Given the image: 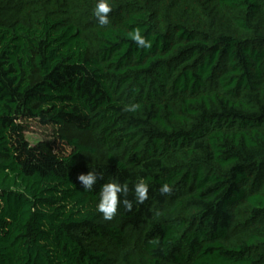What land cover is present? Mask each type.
<instances>
[{"label":"trees","instance_id":"obj_1","mask_svg":"<svg viewBox=\"0 0 264 264\" xmlns=\"http://www.w3.org/2000/svg\"><path fill=\"white\" fill-rule=\"evenodd\" d=\"M96 2L0 0V264H264V0ZM112 180L133 207L105 221Z\"/></svg>","mask_w":264,"mask_h":264},{"label":"clouds","instance_id":"obj_2","mask_svg":"<svg viewBox=\"0 0 264 264\" xmlns=\"http://www.w3.org/2000/svg\"><path fill=\"white\" fill-rule=\"evenodd\" d=\"M112 11V6L109 0H97L93 14L99 26H107L110 23L109 13ZM128 38L133 41L138 48L150 49L152 47V41L147 39L142 34L140 28H134L127 33ZM138 103H127L123 106L124 112L135 113L139 109ZM102 176V175H101ZM77 180L80 182L83 190L91 192L96 185L98 176L95 170L88 171L86 174L81 173L77 176ZM150 185L144 178H139L133 182L132 194L135 202L143 204L149 199ZM161 195L171 194L173 188L169 183H162L158 189ZM129 193V188L126 184H121L116 180H112L104 183L99 191L98 201L96 203V212L100 213L105 221L113 220L118 214V206L123 207L131 211L133 202L126 197ZM122 197H124L122 199Z\"/></svg>","mask_w":264,"mask_h":264},{"label":"rangeland","instance_id":"obj_3","mask_svg":"<svg viewBox=\"0 0 264 264\" xmlns=\"http://www.w3.org/2000/svg\"><path fill=\"white\" fill-rule=\"evenodd\" d=\"M59 134V130L55 126H43L38 124L35 121H28L27 128L25 132V137L32 144L34 143H43L48 145L54 152L63 151L69 152L71 149L69 146L65 145L62 142H59V138L57 136ZM98 158L92 157H83L82 160L89 161Z\"/></svg>","mask_w":264,"mask_h":264}]
</instances>
